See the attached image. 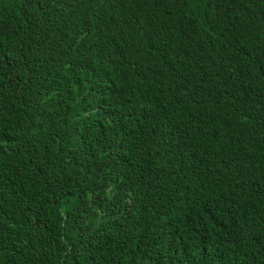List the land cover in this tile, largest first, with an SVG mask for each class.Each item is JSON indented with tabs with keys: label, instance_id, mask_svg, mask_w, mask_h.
<instances>
[{
	"label": "trees",
	"instance_id": "1",
	"mask_svg": "<svg viewBox=\"0 0 264 264\" xmlns=\"http://www.w3.org/2000/svg\"><path fill=\"white\" fill-rule=\"evenodd\" d=\"M64 1L0 0V79L72 76L0 109V264H264V0Z\"/></svg>",
	"mask_w": 264,
	"mask_h": 264
},
{
	"label": "clouds",
	"instance_id": "2",
	"mask_svg": "<svg viewBox=\"0 0 264 264\" xmlns=\"http://www.w3.org/2000/svg\"><path fill=\"white\" fill-rule=\"evenodd\" d=\"M67 1L68 0H65L62 5L57 6L58 14H59V17L61 18V21L58 19H53L52 24L48 25L47 24V7L44 9V12L46 14V15H44L45 16L44 26L41 24L40 17L37 14L35 16H33L31 19H29V21H27V24L29 25L30 28H38L43 33L41 40L46 35V34H44L45 32L47 33L50 30L57 29V28L65 25L69 21L70 13H71L72 9H71V5ZM74 1L75 2H81V3L85 4V0H74ZM28 38H30L32 41V46L30 48L34 47L36 45V40L32 37L31 33L28 35ZM94 38H96V36L90 37L88 39L87 43L91 42V40H93ZM5 42L6 41H2V42H0V44L5 43ZM33 54L34 53L29 52L27 55V58H28L27 60H23V61L17 62V63H15V61L17 59V56L19 55V52L12 49V51L9 54H7V59L9 62L7 63L6 67L9 69V71H7L6 74H2V75L6 76V82H4L3 80L0 79V87L4 90L5 99L9 103H4V102L0 101V109L7 110V109L15 108L13 102L21 103L29 95L33 86L35 84L39 83L41 81V79L45 76H48L50 78L58 77L62 82H69V80L72 78V76H70V75H65V74H61V73H57V72H45L42 69L41 70L38 69V67H36L33 64L34 62L32 61V59L30 60V58H32ZM125 58H126V54H123L122 51L119 52V55H118L119 61L123 63ZM24 65H26V67L29 69L32 67H35L39 71L40 76L32 74L28 70L23 69ZM12 71H18L21 74L19 77L13 78L12 77ZM98 74H100V73L97 71L89 72V76L87 77V81H88L89 86L83 87V90H82L81 95H80V100L82 101V99L84 97H87V100L89 99L88 101L96 102V99H98L100 102L99 105L102 104L103 108H105L104 106L108 105V102H110V103L117 102L121 99V96L118 92H109L108 94H103L101 92V89L103 87H112L115 85H113L107 79L98 78ZM67 91H69L70 93H73L70 86H68ZM110 111H115V115H117V117L114 116L113 120L110 119V120L105 121L104 126L101 128V131H102V133L105 132L107 134L119 135L118 133L122 129V124L120 121L115 122V119L118 118V116H119V112L116 111L115 109H112ZM138 114H139V118H140L141 123L145 119L149 120V116L147 115L145 108L142 110V112H138ZM3 119L5 121H9L7 115H5L3 117ZM163 120L165 121V119H163ZM126 127H127L128 132L123 137L128 138L130 140V142H132L133 138H134V130L129 126L128 122L126 123ZM187 147L188 146L180 145V148H187ZM166 149H167V147L163 148L162 154H164Z\"/></svg>",
	"mask_w": 264,
	"mask_h": 264
},
{
	"label": "rangeland",
	"instance_id": "3",
	"mask_svg": "<svg viewBox=\"0 0 264 264\" xmlns=\"http://www.w3.org/2000/svg\"><path fill=\"white\" fill-rule=\"evenodd\" d=\"M98 43L101 44V40H99ZM105 45H107V42H106ZM85 96H86V95H85ZM86 100H87V97H84V98L82 99V101H86ZM88 100H89V99H88Z\"/></svg>",
	"mask_w": 264,
	"mask_h": 264
}]
</instances>
